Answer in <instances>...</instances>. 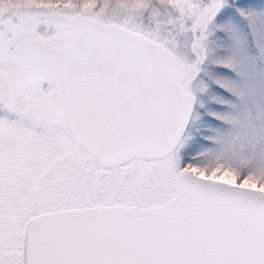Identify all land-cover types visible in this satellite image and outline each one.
<instances>
[{"label": "snow or ice", "instance_id": "obj_1", "mask_svg": "<svg viewBox=\"0 0 264 264\" xmlns=\"http://www.w3.org/2000/svg\"><path fill=\"white\" fill-rule=\"evenodd\" d=\"M0 264H264V0H0Z\"/></svg>", "mask_w": 264, "mask_h": 264}]
</instances>
